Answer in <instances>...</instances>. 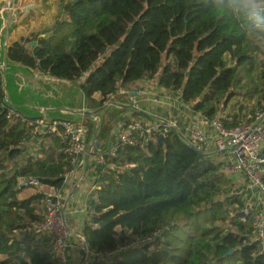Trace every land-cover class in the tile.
I'll list each match as a JSON object with an SVG mask.
<instances>
[{
	"label": "trees",
	"instance_id": "1",
	"mask_svg": "<svg viewBox=\"0 0 264 264\" xmlns=\"http://www.w3.org/2000/svg\"><path fill=\"white\" fill-rule=\"evenodd\" d=\"M210 3L59 0L52 26L11 44L8 57L35 72L79 83L90 111L119 87L156 78L162 90L178 91L192 112L214 119L234 96L238 73L253 71L254 55L264 58V46L210 15ZM259 70L251 113L255 107L264 110V63ZM2 99L0 81V264H62L32 233L43 221L40 205L46 197L20 199L24 185L19 182L32 178L60 190L69 169L64 145L48 136L39 142V152L27 151L28 133L19 118L8 117ZM243 109L220 120L226 128L239 126ZM106 111L97 128L90 118L82 120L99 148L115 142L111 121L117 112ZM201 159L174 134L105 156L94 168L98 189L87 201L81 232L90 250L117 253L95 264H264L251 242L250 220L236 218L243 205L231 181L219 166Z\"/></svg>",
	"mask_w": 264,
	"mask_h": 264
},
{
	"label": "built area",
	"instance_id": "2",
	"mask_svg": "<svg viewBox=\"0 0 264 264\" xmlns=\"http://www.w3.org/2000/svg\"><path fill=\"white\" fill-rule=\"evenodd\" d=\"M149 92L152 102L165 104L164 101H173L177 105L183 120L172 116L162 115L155 111L142 113L139 105L127 91L125 102H113L111 96L102 106L130 111L122 124V130L115 136V142L107 151H102L95 144L93 137H88L87 127L80 122L48 121L43 119H26L13 111H9L8 117H17L23 123L28 133V140L24 147L36 150L39 142L48 136L58 137L64 145V153L67 156L69 169L63 175L60 190L54 191L53 196H46L43 221L32 228V233L38 238L44 239L48 247L58 257L62 264L67 263L68 252L71 250L72 239L78 240L80 246L77 251L82 254L83 264H95L111 258L117 253H100L90 250L79 232L71 231L68 226V218L78 215H87V201L91 194L98 189L94 181L87 191L83 202L75 208L67 204L63 194L68 193V199L77 200L78 192H81L84 173L94 171L98 164H102L104 157H115L117 152L124 147L138 145L140 141L151 140L155 137H166L169 134L176 135L179 140L201 158L219 166L222 172H227L239 178L240 186L238 196L242 202L239 218L241 222L248 219L253 227L251 242L257 246V254L264 257V110L254 108L251 116L235 127L226 128L220 118L208 119L202 114L192 113L188 105L184 104L178 91H163L165 97L160 99L151 90L136 89L132 93L139 98ZM129 96V97H127ZM113 103H116L112 105ZM122 103V104H119ZM138 106V107H137ZM187 114L185 118L184 113ZM145 117H139L138 115ZM139 120H133L134 117ZM97 128L99 118L93 119ZM28 186H40L35 179L28 178L24 182ZM80 222V221H79ZM82 226V223H80ZM74 235V237L72 236Z\"/></svg>",
	"mask_w": 264,
	"mask_h": 264
},
{
	"label": "water",
	"instance_id": "3",
	"mask_svg": "<svg viewBox=\"0 0 264 264\" xmlns=\"http://www.w3.org/2000/svg\"><path fill=\"white\" fill-rule=\"evenodd\" d=\"M57 0H0V81L2 103L26 119H49L70 122L76 115L96 119L100 110L89 112L62 107V88L74 83L35 72L11 61V44L25 38L33 29L51 26ZM31 47L35 43H31ZM65 104V103H64ZM80 108V103L78 104ZM237 214L236 218H242Z\"/></svg>",
	"mask_w": 264,
	"mask_h": 264
},
{
	"label": "rangeland",
	"instance_id": "4",
	"mask_svg": "<svg viewBox=\"0 0 264 264\" xmlns=\"http://www.w3.org/2000/svg\"><path fill=\"white\" fill-rule=\"evenodd\" d=\"M39 30H42V28H40ZM254 60H255V66L253 71H249V72H240L238 73V81L235 84V86L233 87V92H234V96L232 97V99L229 100V102L225 105H220L218 114H217V118H227V117H231L232 115H237L239 114V107H244V109L241 111L240 115L243 117L244 120L248 119L251 116V109L252 107H254V103L257 99V97L253 94H251L254 90L256 85H258V74H259V65L264 63V58L262 55L260 54H256L253 56ZM225 61L227 63L228 66H231L232 63L229 62V58L228 56L225 57ZM84 80L81 79V82ZM149 85L151 87V91L154 92V94L156 96H158L160 99L163 100V98L165 97L164 92L161 88H159L157 86V80L156 78L154 80L148 81ZM141 86H136V87H129V86H125V87H119L120 89H123L124 91H132L133 89H138L141 88L142 86H144V83L140 84ZM74 87H76V90H74L73 88H69L64 86L62 88L63 91V98H64V103L65 106H68L69 108H76L79 107L78 105V100L81 99L80 102L83 103L84 99L83 96L79 90V83H74ZM248 92V96L247 97H243L242 94L244 92ZM80 93V94H79ZM122 96V97H121ZM113 101L115 102H124L125 101V95H115ZM79 102V103H80ZM165 104H169V108L167 106H165L164 104H158L157 106H153V110L157 113H160L162 115H166V116H172L174 118H179V117H183V113L180 114L177 110V105L171 101V102H166L164 101ZM139 108L141 109V107L139 106ZM143 109V108H142ZM95 111V110H94ZM97 111V110H96ZM174 111V113H173ZM107 112V111H105ZM103 112V113H105ZM117 115H116V119L114 121V123H112L111 121V131L112 133H118L119 131L122 130V124L123 122L126 120V116L125 113L130 114V111L127 110H122V111H116ZM189 112H185L184 116H187ZM190 114V113H189ZM103 115V114H102ZM102 115H100V123L102 121ZM123 120V121H122ZM133 120H139V118H137L136 116L133 118ZM46 144H50L49 141H46ZM100 144L104 145V142L100 141ZM49 145H45V147H47ZM44 147V148H45ZM103 148V146H101ZM109 146L103 148L106 149ZM36 150L33 151L31 149H27V151H30L32 154H35V152H39V150L41 149V147H39V145L37 147H35ZM101 148V149H102ZM25 152V158L26 156L30 153ZM36 152V153H37ZM202 164H207V162H210L209 159L206 158H202ZM19 161V160H18ZM21 164V163H20ZM224 176L231 181L232 183V189L235 190V193L238 194L239 191V186H240V180L239 178H237L236 176L229 174L227 172H223ZM96 178V175L94 173V171H86L84 173L83 176V181H82V188L80 189L81 192H78V199L77 200H69L68 199V193L70 192V187L68 188L67 193L63 194V198L65 199V201H67V204H69L70 207L75 208L78 207L83 200L85 199V196L87 194V191L90 189L91 187V183L94 181V179ZM25 180H21L19 183L21 185H24V189L21 191V193L19 194V198H26L29 197L31 195H35V194H41V195H46V196H53L54 192L47 188L44 185H40L37 187H30L27 184L24 183ZM44 208H45V203L43 206V202L40 205V213L44 215ZM42 211V212H41ZM85 219V215H78L76 214L73 217H69L68 218V226L69 229L71 231H76L79 232L80 228H82V226L80 225V223L83 224V221ZM80 221V222H79ZM72 236L74 237V235L72 234ZM44 243V241H42ZM38 245H43L46 246L47 244H40L38 243ZM71 250H69L68 255L69 257L66 259L67 263L66 264H83V256L82 254L77 251L80 243L78 242V240L76 241V239H72L71 241ZM48 247V245H47ZM50 248V247H48ZM109 259L104 260V262H109Z\"/></svg>",
	"mask_w": 264,
	"mask_h": 264
},
{
	"label": "clouds",
	"instance_id": "5",
	"mask_svg": "<svg viewBox=\"0 0 264 264\" xmlns=\"http://www.w3.org/2000/svg\"><path fill=\"white\" fill-rule=\"evenodd\" d=\"M209 13L223 18L248 42L264 46V0H211Z\"/></svg>",
	"mask_w": 264,
	"mask_h": 264
},
{
	"label": "crops",
	"instance_id": "6",
	"mask_svg": "<svg viewBox=\"0 0 264 264\" xmlns=\"http://www.w3.org/2000/svg\"><path fill=\"white\" fill-rule=\"evenodd\" d=\"M58 1L59 0H57V1H55V3H54V7H55V15H54V17H53V22H52V24L54 23V19H55V17H56V14H57V3H58ZM52 24H51V26H52ZM51 26H40L39 27V29L40 28H42V30L43 29H46V28H50ZM35 30V29H33L29 34H32V33H39V32H41L42 30ZM29 34H27L25 37H27ZM21 39V38H20ZM19 39V40H20ZM141 83H144L145 85L144 86H142L141 88H138V90L139 89H145V88H147V89H151V87H150V85H149V82L148 81H142V82H137V83H134V84H131V85H124V86H122V87H125V86H129V87H136V86H141L140 84ZM134 90H136V89H133L132 91H127L128 93H130L129 95L134 99V100H136L135 102H136V104L137 105H139L140 107H141V109L139 108V110L140 111H142V113H147L148 111H151L152 109H153V106H156L153 102H152V98H151V95H150V93L149 92H147L146 93V95L145 96H141V97H139V98H137V97H135V95H133L132 93L134 92ZM163 91H166V90H163ZM123 92H125L123 89H118V91L113 95V99H114V97H115V95H123ZM80 94V93H79ZM122 97V96H121ZM127 97H129V96H127ZM99 99V96L98 95H94V100L95 101H97ZM81 101V99L80 100H78V104H79V102ZM113 102H115V101H113ZM125 102V101H124ZM63 103V105H62V107H65V108H68V109H82V110H85V111H89V112H94V111H90V110H87L86 108H85V106H84V101H83V103L82 102H80V105H81V107L80 108H78V107H76V108H69L68 106H65V104H64V102H62ZM123 103V102H122ZM122 103H119V104H122ZM114 104H116V103H113L112 105H114ZM165 106H167L168 108H169V104H164ZM138 107V106H137ZM113 109V110H115V111H122V110H125L126 108H123L122 110H118V109H116L115 108V106H110L109 108H103L102 109V107H100L98 110H100V112H99V114H98V117L101 115V114H103V112H105L106 110H108V109ZM143 108V109H142ZM128 111V110H127ZM192 112V111H191ZM173 113H174V111H173ZM192 113H194V112H192ZM126 115H129L128 113H125V116ZM139 117H145L144 115H141V114H139L138 115ZM83 118H89V117H82V116H79V115H76V116H74L73 117V120L72 121H74V122H80V123H82V124H84L83 122H82V120H83ZM146 118V117H145ZM183 118L184 117H179V119L180 120H183ZM185 118H187V116H185ZM92 121H93V118H90ZM43 120H48V121H52V120H49V119H43ZM123 121V120H122ZM112 134H114V133H112ZM116 134L117 133H115L114 135L116 136Z\"/></svg>",
	"mask_w": 264,
	"mask_h": 264
}]
</instances>
